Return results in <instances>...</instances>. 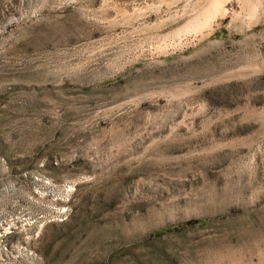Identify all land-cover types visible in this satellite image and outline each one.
<instances>
[{
    "label": "rangeland",
    "instance_id": "374dc122",
    "mask_svg": "<svg viewBox=\"0 0 264 264\" xmlns=\"http://www.w3.org/2000/svg\"><path fill=\"white\" fill-rule=\"evenodd\" d=\"M0 264H264V0H0Z\"/></svg>",
    "mask_w": 264,
    "mask_h": 264
}]
</instances>
